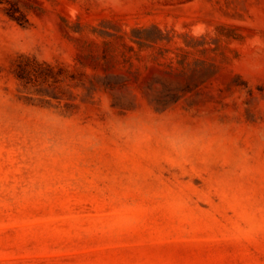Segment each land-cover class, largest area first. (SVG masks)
Here are the masks:
<instances>
[{"label":"rangeland","instance_id":"374dc122","mask_svg":"<svg viewBox=\"0 0 264 264\" xmlns=\"http://www.w3.org/2000/svg\"><path fill=\"white\" fill-rule=\"evenodd\" d=\"M0 264H264V0H0Z\"/></svg>","mask_w":264,"mask_h":264}]
</instances>
